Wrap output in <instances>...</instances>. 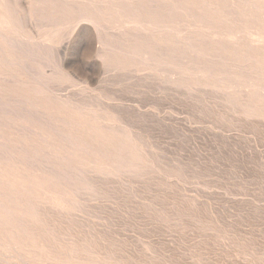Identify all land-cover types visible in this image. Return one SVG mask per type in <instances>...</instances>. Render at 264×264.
Returning <instances> with one entry per match:
<instances>
[{
  "label": "rangeland",
  "instance_id": "obj_1",
  "mask_svg": "<svg viewBox=\"0 0 264 264\" xmlns=\"http://www.w3.org/2000/svg\"><path fill=\"white\" fill-rule=\"evenodd\" d=\"M34 1L5 0L6 8L10 13L16 12L12 17L15 19L14 26L10 27V33L15 32V34H11V37H16L15 39L18 40L20 38L24 41L20 44L21 40L19 42L14 40L21 47L18 49L22 50H18L16 53L18 46L15 47L17 44L13 43L14 41L11 37L12 41L9 39V43L0 39V42H6L5 45L12 54L15 51L13 54L15 55V64L11 68L8 67L7 71L0 75L2 78H0L2 80H0V149L3 148L0 153L2 157L4 156L3 158L0 156V159L4 160H0V175L8 176L7 182H4L2 187L0 185V202L3 203L4 209L7 210V217L5 218L9 222L8 226L0 224V245H2L0 246V264H264V124L262 123L264 118L259 117L258 113L260 112L246 105L240 97H237L239 99L235 98L237 94L241 95L248 92V89L243 86L244 81L248 78L247 75H240L234 70L221 67L214 70L210 69L202 74L201 67L204 65L197 60L190 51L191 46H189L192 41H194V44L207 41L206 37H208L210 32L216 31L221 35H228L230 33L229 26L220 28V25H217L216 22H212L209 18L200 15L196 9L186 5L185 9L178 10V7L183 5L181 3L182 0H169L170 3L166 0H162V2L161 0H154L155 4L153 0H149L150 2L148 0H75L82 2L81 4L87 13H91L89 10L92 11L95 7L102 16L107 14L108 18H104V22L102 17H98L95 24L84 22L79 26V30L73 32V26L70 22L65 17L51 12L50 7L44 2L45 0H37L41 1V5ZM50 1L61 5L58 2L59 0ZM70 2L72 3V1ZM113 3H115V7L119 8L118 12L123 13L122 16L119 13H114L113 8L115 7ZM34 4L37 8L40 6L38 8L39 11L41 10L40 12L33 10L36 9ZM171 4L176 5L177 10L173 12L167 11L166 9ZM223 7L222 5L219 8L222 16L231 17L228 6ZM134 9H136L137 14L140 13L139 16L135 14ZM33 14L36 17H33ZM44 15L45 17L48 15L50 17L44 18ZM39 16L42 19L44 18L43 21L39 19ZM144 17L152 19L150 27L153 32L167 27L169 31L167 37L170 39L168 40L170 41L168 42L169 44L166 42L157 43L156 46L151 43L152 41H149L148 38H150L149 35L152 31L144 29L145 21L142 20ZM20 18L23 19L24 25L21 24ZM46 19L48 20L46 21ZM108 20L110 21L108 22ZM132 20L137 22L133 23ZM45 21L46 23H44ZM236 21L240 24L239 26H237V22L234 24L235 32L238 34L237 41L243 47L249 46L247 32L251 30L250 23L245 22L247 21L245 19ZM52 22L53 24H51ZM35 23L38 26L40 25V27L42 24L43 26L47 25V28L45 27L46 30L42 28L43 26L41 27L42 30L40 27L34 26ZM103 24L104 27H101ZM69 26L72 31L67 30ZM34 27L39 30L40 34ZM64 29L67 36L63 32L65 31ZM117 30L119 31L117 32ZM127 31L128 33H126ZM250 32L253 31L251 30ZM111 33L113 35H110ZM63 34L65 40L63 39ZM57 36L60 39L62 38L63 42H66L63 43L60 39L57 40ZM1 37L3 38L2 35ZM66 37H70L69 40H66ZM26 39L28 40L26 41ZM52 40H56V43ZM58 41L62 42V44ZM111 41L115 44L111 43ZM172 41H174V44ZM10 42L13 43L15 48L8 47L9 44V46L12 45ZM24 42H28V45L25 44L23 48ZM36 42L40 43L37 44ZM43 44H46V46ZM181 44L183 45L181 46ZM62 45L67 47L61 49L59 46ZM95 45L97 46L95 47ZM82 46L84 47L81 48ZM47 47H50L51 50ZM55 47H57L58 51L54 49ZM103 47L106 48L104 49ZM12 49L14 50L13 52ZM41 49H44V51ZM99 49L103 52L99 51V53ZM61 50L64 58L63 54L59 52ZM133 50L135 53L132 52ZM138 50L139 53H136ZM25 51H27V55ZM185 51L187 54H185ZM108 53H111V56ZM23 54H25V57ZM101 54H105V56L102 55L105 62L102 60ZM142 54L144 56L148 54L147 57L151 61L146 60V56L144 57ZM98 55L100 58L97 57ZM178 57L183 59L181 60ZM187 58L190 59L188 60ZM35 59L36 61L34 62ZM138 60L140 61L138 62ZM178 61H180L181 66ZM157 62L159 63L157 64ZM24 63H27V67H25L26 64ZM65 63L67 66H65ZM113 64L115 65L112 67ZM197 64L199 65L197 66ZM28 65H30L29 68ZM126 65L128 67L132 66L129 72L128 70L131 67L128 68ZM187 66H190V68ZM118 67L121 71H117ZM26 68H28L29 73L33 68V71L36 68V71L38 69L44 70H38L39 77H37V72L31 71L30 75L33 76V79L28 75V70H23ZM134 68L135 70L131 72ZM181 70L184 72L182 73ZM44 71L47 72L45 77ZM66 71L70 72L69 75H66ZM51 72L52 78H50V75L48 76V73ZM61 72L62 75H60ZM133 72L134 74H132ZM143 72L147 73V79L149 78L150 81L146 79ZM40 73H43V79L40 77ZM72 73L75 76L74 78ZM142 73L145 77H142ZM153 73H155V78L157 79H153L154 77L150 78ZM183 75H185V78ZM69 78L73 79L70 80ZM9 80L11 82L14 80V82L11 84ZM34 80L40 84L34 82ZM170 83H172L175 91L171 89ZM218 84L222 86L219 87ZM40 85L43 86L41 87ZM47 85L52 87H47ZM201 87L206 95L208 92L210 94L214 93L211 98L219 96L222 101L225 99L224 105L232 111H227V107L223 104L221 105L223 102L221 101L220 103V100L218 101L216 97H214L216 99H213L214 101L210 100V97H203L204 94ZM40 88H42L41 93L43 90L45 94L50 91L49 95L51 94L52 97L46 96L44 92L40 93V97H37L39 96ZM192 88L199 90L193 91ZM2 89L3 91H1ZM28 89L30 90L28 91ZM200 89H202L201 94ZM21 90L22 92H20ZM35 90L38 91L36 95H34ZM5 91H8V93H5ZM28 92L32 93V95ZM55 92L58 94H55ZM191 92L197 95L193 96L194 94L192 93V95ZM13 93L15 95H12ZM209 93L207 96H210ZM223 95L225 98L222 97ZM4 96L9 97V100ZM65 96L67 100L63 98ZM12 97L15 99H12ZM19 99L22 102H19ZM25 99L30 100L29 102L32 105ZM17 100L18 103H16ZM38 100L39 102H36ZM59 100L62 101L60 102ZM79 102L90 108H84ZM19 103L22 105L19 106ZM39 103L42 106L40 104L39 107L37 105ZM5 104L8 105V107L6 105L7 111L2 106ZM59 105L61 107L64 106V108ZM76 106L77 109L75 108ZM239 106H242V108L244 106L243 111L246 112L247 116L242 112V109L239 110ZM230 107L232 108L230 109ZM43 108L46 109L44 110ZM236 108L238 111H236ZM14 109L17 112L14 113L15 117H12ZM20 110L23 111L21 112ZM27 110H29L28 113L26 112ZM86 110H93L95 115L89 111L87 115ZM37 111L38 113H36ZM72 112L78 114V116H73ZM5 113L7 116H5ZM18 113H21L20 117L23 114L24 118L26 117L27 119H24L23 116L19 118ZM36 115H38L40 120L43 117L42 121L45 126H43L42 121L38 122ZM256 115L259 118H256ZM114 117L116 118L115 121H113ZM45 118L47 121L44 120ZM58 118L64 121L65 127ZM238 118L239 120H237ZM102 119L105 121H102ZM252 120L262 123L263 127H260L262 124L257 122L258 126ZM48 121L52 126H57V128L49 126L51 124ZM73 122H76L77 125ZM123 122L124 124H122ZM17 124L20 125L18 126ZM66 124H68V127H66ZM70 124L72 128L69 127ZM73 126L75 127L73 128ZM104 126L112 130L105 129ZM21 127L26 128V130L23 131V128L20 129ZM46 127L49 128L47 129ZM91 128H97V132ZM129 128L132 129L129 130ZM52 130H57L58 132L54 133ZM118 130L122 133L118 132ZM12 132L14 133L12 134ZM6 133L7 135H5ZM60 134L61 136L63 135L62 137L66 136L72 141L70 142L67 138L60 137ZM96 134H98L97 137ZM4 137L5 139H3ZM106 137L107 139H104ZM127 137L132 143L127 140ZM40 139L43 140L41 141ZM76 139L80 146L78 144L75 145ZM11 140L14 142L12 143ZM85 143L89 144V149ZM7 146L9 147L8 150L6 149ZM83 146L88 150V152L86 151L87 153H84ZM100 146L103 148H100ZM23 150H25L24 153ZM13 152L14 154L12 155ZM89 152L90 155L88 154ZM10 155L12 158L15 156V159L12 160L9 157ZM17 159L21 160V163ZM5 160H7L8 164ZM39 160L40 162H38ZM126 162L128 165L125 164ZM51 163L54 164L52 165ZM44 165L45 168L52 167L53 170L45 169ZM117 166L125 169L117 168ZM36 168H39V170ZM77 169L81 170L80 172L82 173ZM54 171L57 172L54 173ZM58 172L61 174L59 173L56 176ZM107 173L108 176L106 175ZM76 175H79V177H76ZM9 177L13 178V180H10ZM73 177H76L79 182L76 178L73 180ZM41 178L49 180L51 183L49 185L53 186V188H50L52 191L47 193L49 196L53 193L56 194L55 196L53 194V200H46L47 194L37 193L36 195L32 194V196L28 194V181L30 179L41 180ZM69 180L72 181V186ZM7 190H9L11 195H16L15 198H12ZM17 190L24 191L18 194L14 192ZM8 195L11 200L8 199ZM15 201L17 204H15ZM28 225L30 228L27 227ZM33 226L34 228H32ZM41 229L44 232L40 231ZM41 240L44 241L42 242ZM68 257L71 259H68Z\"/></svg>",
  "mask_w": 264,
  "mask_h": 264
},
{
  "label": "bare ground",
  "instance_id": "obj_2",
  "mask_svg": "<svg viewBox=\"0 0 264 264\" xmlns=\"http://www.w3.org/2000/svg\"><path fill=\"white\" fill-rule=\"evenodd\" d=\"M34 1V0H33ZM37 0H35L34 2H36ZM43 1V0H42ZM70 1H72V3L70 2ZM107 1V0H106ZM135 1V0H134ZM140 1H142V0H140ZM149 1V0H148ZM167 2H169V0H166ZM40 5H41V1L39 2V1H37ZM45 2V4L48 6V7H50V9H51V12H54V13H56L57 15H60L61 17H65L69 22H70V24L73 26V32H75L76 30H79L80 28H79V26L80 25H82V23H84V22H90V23H93V24H95V23H97V18L98 17H102L103 19V21H104V18L106 19V18H108V15L106 14V15H104V16H102V14L101 13H99V11H97L96 10V8L94 7V9H92V11H90L89 10V12H91V13H87L86 11H85V9L83 8V5L78 1H75V0H59L58 2L59 3H61V5L60 4H57V3H51V1L50 0H45L44 1ZM44 2H42V3H44ZM85 2V1H84ZM111 2V1H110ZM150 2V1H149ZM152 2V1H151ZM153 2H154V0H153ZM152 2V3H153ZM161 2H162V0H161ZM164 2V1H163ZM170 3V2H169ZM179 3V2H178ZM181 3H183V5L182 6H179L178 7V10H181V9H183L184 7H185V5L187 6V7H191V8H194V9H196L198 12H199V14L200 15H202V16H205V17H207V18H209L212 22H216V24L217 25H220V28H225V26H229V34L228 35H225V34H223V35H221V34H219V33H217L216 31L215 32H210V33H208V37H206L208 40L207 41H203V42H200V43H197V44H194V41H192V44H189V46H191V48H190V51L194 54V56L197 58V60H199L204 66L203 67H201V71H202V74H204V72H208L210 69H217V68H223V69H231V70H234L235 72H237L238 74H240V75H247V79L244 81V83H243V86L246 88V89H248V92L247 93H245V94H237L236 96H235V98H237V97H240L242 100H243V102H245L246 103V105H248V106H251L252 107V109H254V110H256V111H258V112H260V113H258V115H259V117H263L264 118V0H182L181 1ZM227 3V4H226ZM114 4L115 3H113V6H114ZM154 4H155V2H154ZM153 4V5H154ZM32 5V4H31ZM43 5V4H42ZM46 5H43V6H46ZM91 5V4H90ZM117 5V4H116ZM118 5H119V3H118ZM179 5H181V4H179ZM222 5L224 6V7H226V6H228V8L230 9H228L229 11H230V13H229V11H228V13L229 14H231L232 16L231 17H228V18H226V17H224V16H222V14L219 12V8L220 7H222ZM34 6H36L35 4H34ZM33 6V7H34ZM43 6H41V8H43ZM40 7V6H39ZM38 7V8H39ZM108 7V6H107ZM115 7V6H114ZM123 7V6H122ZM177 6L176 5H174V4H171L170 5V7L169 8H167L166 10L167 11H169V12H173L174 10H177V8H176ZM223 7V8H224ZM38 8H37V6H36V9H33L34 11H36V10H38ZM47 8V7H46ZM103 8H104V6H103ZM109 8V7H108ZM107 8V9H108ZM124 8V7H123ZM143 9H144V7H142ZM154 8H156L155 6H154ZM114 9V13H119L118 11H119V8L118 7H115V8H113ZM185 9V8H184ZM226 9V8H225ZM33 10H31V11H33ZM135 10V12H136V9H134ZM189 10V9H188ZM187 10V11H188ZM41 11V10H40ZM39 10H38V12H40ZM48 11V10H47ZM88 11V10H87ZM101 11H102V9H101ZM124 11V10H123ZM43 12H44V10H43ZM43 12H41L42 14H43ZM224 12V11H223ZM16 12H11L10 13V11L6 8V5H5V0H0V36L2 35L3 36V38L1 37L0 39L1 40H3V41H8V43H9V41L11 40L10 39V37L12 36L11 34H15V32L14 33H10V27H12V25H13V23H14V20L15 19H13L12 17L14 16V14H15ZM35 13V12H34ZM37 13V12H36ZM45 13H46V10H45ZM50 13V12H49ZM127 13V12H126ZM132 13V12H131ZM154 13H155V11H154ZM188 13V12H187ZM228 13H227V15H228ZM38 14V13H37ZM41 14V16L43 17V15ZM47 14V13H46ZM45 14V15H46ZM121 14V16H122V12L121 13H119V15ZM128 14V13H127ZM135 14H137V12L135 13ZM30 15H32V14H30ZM34 16L33 17H36L35 16V14H33ZM40 15V14H39ZM45 15H44V18H47L48 16H46L45 17ZM55 15V14H54ZM138 16L140 15V13L139 14H137ZM189 15V14H188ZM192 15V14H191ZM196 15V14H195ZM194 15V16H195ZM38 16V15H37ZM131 16V15H130ZM134 16V15H133ZM197 16V15H196ZM50 17V16H49ZM141 17V16H140ZM171 17V16H170ZM21 18H22V14H21ZM20 18V20L22 21L23 19H21ZM38 18V17H37ZM43 18V19H44ZM58 18H59V16H58ZM113 18V17H112ZM204 18V17H203ZM39 19H42L40 16H39ZM39 19H37V20H39ZM43 19H42V21H43ZM51 19H53L52 17H51ZM129 19V18H128ZM187 19V18H186ZM238 19H240V20H242V19H245V20H247V21H245V22H249L250 23V25H251V30L253 31V32H250L251 30H249V32H247V36H248V45L249 46H246V47H243L240 43H239V41H237L238 40V37H237V32H235V26H234V24H236V20H238ZM19 20V19H18ZM35 20V19H34ZM48 19H46V21H47ZM57 20V19H56ZM121 20V19H120ZM142 20H144L145 21V23H144V25H143V27H144V29L145 30H150V31H152V33L150 32V38H148L149 39V41L151 42V43H154L155 45L157 44V43H164V42H166V43H168V42H170V41H168V40H170L168 37H167V35H169L168 34V30H167V27H163L162 29H160V30H156V31H154L153 32V30L151 29V27H150V25L152 24V19H150V18H148V17H144V19H142ZM21 21H19V22H21ZM41 21V22H42ZM46 21L44 22V23H46ZM49 21H50V19H49ZM60 21V20H59ZM110 20H108V22H109ZM114 21V20H113ZM112 21V22H113ZM172 21V20H171ZM202 21H204L203 19H202ZM201 21V22H202ZM207 21V20H206ZM34 22V21H33ZM39 22V21H38ZM55 22V21H54ZM105 22V21H104ZM116 22V21H115ZM115 22H114V24H115ZM132 22L133 23H136L137 21L136 20H132ZM198 22V21H197ZM205 22V21H204ZM203 22V23H204ZM18 23V22H17ZM29 23V22H28ZM31 23H32V21H31ZM50 23V22H49ZM48 23V24H49ZM57 23V22H56ZM64 23V22H63ZM121 23V22H120ZM180 23V22H179ZM185 23V22H184ZM22 25H24L23 24V21H22V23H21ZM39 24V23H38ZM51 24H53V22L51 23ZM106 24V23H105ZM109 24H111V23H109ZM121 24H123V23H121ZM186 24V23H185ZM191 24V23H190ZM22 25H21V27H22ZM36 25V23L34 24V26ZM60 25V24H59ZM161 25V24H160ZM186 25H188V24H186ZM204 25V24H203ZM240 24H239V22H237V26H239ZM245 25V24H244ZM14 26V25H13ZM42 26H43V24H42ZM41 26V27H42ZM47 26V25H46ZM46 26H43L42 28H45ZM52 26V25H51ZM108 26V25H107ZM242 26V25H241ZM20 27V26H19ZM36 27H40V25L38 26V25H36ZM40 27V28H41ZM101 27H104V24H103V26H101ZM115 27V26H114ZM178 27H179V25H178ZM184 27V26H183ZM35 28V27H34ZM39 28V29H40ZM42 28H41V30H42ZM47 28V27H46ZM46 28H45V30H46ZM62 28V27H61ZM83 28V27H82ZM108 29H109V27H107ZM184 28H186V27H184ZM198 28V27H197ZM19 29V28H18ZM24 29V28H23ZM32 29V28H31ZM35 29H37V28H35ZM49 29V28H48ZM54 29V28H53ZM60 29V28H59ZM66 29V28H65ZM64 29V30H65ZM72 29L70 28V26H69V28L67 29L68 31L69 30H71L72 31ZM104 29V28H103ZM106 29V28H105ZM107 29V31H109ZM181 29H182V27H181ZM188 29V28H187ZM193 29V28H192ZM228 29V28H227ZM15 30H16V28H15ZM22 30V29H21ZM38 30V29H37ZM37 30H35V31H37ZM45 30H44V32H45ZM54 30H56V29H54ZM84 30V29H83ZM82 30V31H83ZM172 30H176V29H172ZM180 30V29H179ZM184 30V29H183ZM201 30V29H200ZM19 31V30H18ZM27 31V30H26ZM51 31H53V30H51ZM91 31V30H90ZM99 31V30H98ZM115 31V30H114ZM119 30H117V32H118ZM123 31V30H122ZM173 31V32H174ZM213 31V30H212ZM231 31H233V32H231ZM43 31H41V33H42ZM44 32H43V34H44ZM59 32H60V30H59ZM64 33L66 32V30L65 31H63ZM121 32V31H120ZM244 32H246V30H244ZM19 33V32H18ZM48 33V32H47ZM70 33H72V32H70ZM87 33V32H86ZM109 33H110V31H109ZM125 33V32H124ZM124 33H123V35H124ZM126 33H128V31L126 32ZM177 33V32H176ZM21 34V33H20ZM38 34H40L39 33V30H38ZM37 34V35H38ZM43 34H41L42 36H43ZM149 34V33H148ZM48 35V34H47ZM53 35V34H52ZM57 35V34H56ZM61 35H62V32H61ZM82 35V34H81ZM84 35V34H83ZM110 35H113V33H111ZM118 35H119V33H118ZM173 35V34H172ZM175 35V34H174ZM15 36V35H14ZM24 36V35H23ZM65 36H67L66 35V33H65ZM77 36V35H76ZM101 36V35H100ZM114 36H115V34H114ZM133 37H134V35H132ZM220 36H222V37H220ZM246 36V37H247ZM9 37V38H8ZM59 37H61V36H59ZM82 37V36H81ZM102 37V36H101ZM122 37V36H121ZM124 37V36H123ZM128 37V36H127ZM138 37V36H137ZM183 38H184V36H182ZM201 37V36H200ZM12 38V37H11ZM16 38V37H15ZM15 38H12L13 39V41L14 40H18V39H15ZM26 38V37H25ZM28 38H29V36H28ZM36 38H37V36H36ZM40 38V37H39ZM49 38V37H48ZM57 38H58V36H57ZM70 38V37H69ZM69 38H67L66 37V40H69ZM79 38V37H78ZM109 38V37H108ZM111 38V37H110ZM131 38V37H130ZM139 38V37H138ZM220 38H222L221 40H219ZM236 38V39H235ZM10 39V40H9ZM38 39V38H37ZM56 39V38H55ZM60 38H58L57 40H59ZM62 39V38H61ZM60 39V40H61ZM63 39L65 40V37H64V34H63ZM102 39H104V38H102ZM119 39H120V35H119ZM129 39V38H128ZM131 39H133V38H131ZM146 39V38H145ZM187 39V38H186ZM19 40H21L22 42H19ZM19 40H18V42L21 44V43H23V39H20L19 38ZM28 39H26V41H27ZM32 40V39H31ZM31 40H30V42H31ZM48 40V39H47ZM51 40V39H50ZM112 40H114L113 38H112ZM122 40H124V39H122ZM121 40V41H122ZM202 40H204V39H202ZM243 40V39H242ZM12 41V40H11ZM52 41H54V40H52ZM62 42H63V40H61ZM83 41V40H82ZM110 41V40H109ZM120 41V40H119ZM118 41V42H119ZM125 41V40H124ZM137 41V40H136ZM140 41V40H139ZM184 41V40H183ZM189 41V40H188ZM241 41V40H240ZM34 42V41H33ZM55 43H56V40L54 41ZM59 43H61L62 44V42H60V41H58ZM58 42H57V44H58ZM66 42V41H65ZM65 42H63V43H65ZM75 42V41H74ZM77 42V41H76ZM102 42V41H101ZM114 42L116 43V41L114 40ZM114 42H112L111 41V43H114ZM126 42V41H125ZM174 41H172V43H173ZM8 43H7V45H8ZM10 43H12V42H10ZM13 43H15V44H17V45H15V47H17V49H16V53H17V51L19 50L18 48H21L19 45H18V43H16V41H14ZM13 43H12V45H13ZM28 43V42H27ZM27 43H25L24 42V45H22V47L23 46H25V44H27ZM37 43V42H36ZM36 43H35V46H36ZM38 43H40V42H38ZM37 43V44H38ZM51 43V42H50ZM104 43H106V42H104ZM108 43V42H107ZM114 43V44H115ZM183 43V42H182ZM247 43V42H246ZM6 44V42L5 43H2V42H0V75H2L3 73H5L6 71H7V69H8V67H12L14 64H15V61H14V58H15V55H13L14 54V50L12 49V52H13V54L10 52V50L9 49H7V46L5 45ZM57 44H55V45H57ZM75 44V43H74ZM121 45H124V44H122V43H120ZM138 44V43H137ZM146 44H148V43H146ZM169 44V43H168ZM174 44V43H173ZM177 44V43H176ZM10 45V44H9ZM8 45V47H12V48H15L14 47V45L12 46H9ZM28 45V44H27ZM44 46H46V44H43ZM54 45V46H55ZM60 45V44H59ZM65 45H67V44H65ZM81 45V44H80ZM98 45H99V43H98ZM102 45V44H101ZM118 45V44H117ZM120 45V46H121ZM133 45V44H132ZM153 45V44H152ZM152 45H151V47H152ZM183 44H181V46H182ZM48 46H49V44H48ZM54 46H52V47H54ZM63 46V45H62ZM59 46V47H61V49L62 48H66L67 46ZM69 46V45H68ZM97 45H95V47H96ZM100 46V45H99ZM103 46V45H102ZM107 46V45H106ZM116 46V45H115ZM157 46V45H156ZM165 46V45H164ZM28 47V46H27ZM37 47H38V45H37ZM41 47V46H40ZM58 47V48H59ZM84 46H82L81 48H83ZM112 47V46H111ZM117 47V46H116ZM115 47V48H116ZM119 47V46H118ZM124 47V46H123ZM177 47H178V45H177ZM24 48V47H23ZM30 48H32V47H30ZM30 48H29V50H30ZM33 48H36V47H33ZM48 48V47H47ZM50 48V47H49ZM48 48V49H49ZM57 47H55L54 49H56ZM104 49L106 48V47H103ZM102 48V49H103ZM114 48V49H115ZM164 48H166V47H164ZM26 49V48H25ZM37 49V48H36ZM35 49V50H36ZM40 49V48H39ZM60 49V48H59ZM101 49V48H100ZM98 50V52L100 51L101 52V50ZM110 49V48H109ZM108 49V50H109ZM117 49V48H116ZM158 49V48H157ZM174 49V48H173ZM182 49V48H181ZM21 50V49H20ZM19 50V51H20ZM42 51H44V49H41ZM47 50V49H46ZM49 50H51V48L49 49ZM53 50V49H52ZM57 50V49H56ZM118 50H119V48H118ZM121 50V49H120ZM175 50V49H174ZM22 51V50H21ZM41 51V52H42ZM58 51V50H57ZM65 51V50H64ZM105 51V50H104ZM111 51V50H110ZM112 51H114L113 49H112ZM117 51V50H116ZM178 52H179V50H177ZM187 51V50H186ZM185 51V52H186ZM27 51H25V54L27 55V53H26ZM30 52V51H29ZM37 52V51H36ZM35 52V53H36ZM39 52V51H38ZM60 53H62V50L61 51H59ZM99 52V53H100ZM103 52V51H102ZM101 52V53H102ZM120 52H122V51H120ZM133 53H135V51L133 50L132 51ZM147 52V51H146ZM181 52V51H180ZM45 53V52H44ZM44 53H42V54H44ZM136 53H139V50L136 52ZM174 53V52H173ZM176 53V52H175ZM183 53H184V51H183ZM190 53V52H189ZM25 54H23V56L25 57ZM33 54V53H32ZM32 54H30V55H32ZM39 54V53H38ZM38 54H36V55H38ZM47 54V53H46ZM51 54V53H50ZM58 54V53H57ZM63 54V53H62ZM108 54H110L109 56H111V53H108ZM151 54V53H150ZM185 54H187V52L185 53ZM34 55V54H33ZM96 55V54H95ZM100 55V54H99ZM99 55L97 56V57H99ZM102 55H104L105 56V54H101V58H102ZM137 55V54H136ZM140 55V54H139ZM143 55V54H142ZM167 55V54H166ZM165 55V56H166ZM35 56V55H34ZM44 56V55H43ZM42 56V57H43ZM58 56V55H57ZM63 56V58H64V54L62 55ZM126 56H127V54H126ZM144 56V55H143ZM146 56V55H145ZM144 56V57H145ZM147 56H148V54H147ZM146 56V60L148 59V57ZM150 56V55H149ZM174 56V55H173ZM18 57V56H17ZM29 57V56H28ZM27 57V58H28ZM39 57V56H38ZM151 57V56H150ZM158 57V56H157ZM169 57V56H168ZM183 57V56H182ZM185 57V56H184ZM30 58H31V56H30ZM29 58V59H30ZM35 58H36V56H35ZM100 58V57H99ZM110 58V57H109ZM130 58V57H129ZM172 58V57H171ZM174 58H175V56H174ZM179 58V57H178ZM177 58V59H178ZM181 58V57H180ZM179 58V59H180ZM192 58H194V57H192ZM32 59V58H31ZM39 59V58H38ZM138 59V58H137ZM152 59H154V58H152ZM183 58H181V60H182ZM188 59V58H187ZM190 59V58H189ZM188 59V60H189ZM42 60V59H41ZM102 60H104V58H102ZM148 60H150L151 61V59H148ZM173 60V59H172ZM175 60V59H174ZM180 60V61H181ZM20 61V60H19ZM22 61V60H21ZM25 61V60H24ZM27 61V60H26ZM29 61V60H28ZM32 61V60H31ZM36 61V59L34 60V62ZM39 61V60H38ZM140 60H138V62H139ZM156 61V60H155ZM180 61H178V63L180 62ZM23 62V61H22ZM33 62V61H32ZM63 62V61H62ZM71 62V61H70ZM104 62H105V60H104ZM110 62V61H109ZM117 62H118V60H117ZM163 62V61H162ZM172 62V61H171ZM186 62V61H185ZM193 62H194V60H193ZM29 63H31V62H29ZM120 63V62H119ZM148 63V62H147ZM159 62H157V64H158ZM177 63V64H178ZM184 63V62H183ZM195 63V62H194ZM24 64H26L25 65V67H27V63H24ZM62 64V63H61ZM60 64V66H62ZM66 64V63H65ZM188 64V63H187ZM213 64H214V66H213ZM37 65V64H36ZM107 65H109V64H107ZM115 64H113L112 65V67L114 66ZM143 65V64H142ZM179 65L181 66V63H179ZM183 65H185V64H183ZM199 64H197V66H198ZM29 66L30 65H28V68H29ZM38 66V65H37ZM65 66H67V64L65 65ZM111 66V65H110ZM122 66H123V64H122ZM125 66V65H124ZM127 66V65H126ZM140 66V65H139ZM148 66V65H147ZM150 66V65H149ZM158 66V65H157ZM20 67H22V66H20ZM32 67V66H31ZM43 67V66H42ZM121 67V66H120ZM128 67V66H127ZM129 67H131V68H129ZM128 68H129V70H128V72L130 71V69H132V66L130 65ZM151 67H152V65H151ZM164 67V66H163ZM171 67V66H170ZM188 67V66H187ZM193 67V66H192ZM28 68H26V69H23V70H25V71H27L28 70ZM39 68V67H38ZM59 68H61V67H59ZM119 68V67H118ZM188 68H190V66L188 67ZM37 69V68H36ZM36 69H35V71H33L34 70V68L33 69H31L30 70V73H31V71H33V72H37V77H39V71L41 70H37L36 71ZM114 69H116V67H114ZM124 69V68H123ZM175 69V68H174ZM177 69H179V68H177ZM193 69V68H192ZM197 69H198V67H197ZM44 70V69H43ZM43 70H41V71H43ZM87 70V69H86ZM121 71V69L119 68L117 71ZM135 70V68L133 69V70H131V72L132 71H134ZM137 70V69H136ZM143 70V69H142ZM162 70V69H161ZM46 71V70H45ZM44 71V72H45ZM65 71V70H64ZM125 71H126V69H125ZM124 71V72H125ZM174 71V70H173ZM176 71V70H175ZM179 71V70H178ZM182 71V73L184 72L183 70H181ZM193 71V70H192ZM200 71V72H201ZM9 72V71H8ZM28 72V75L31 77V78H33V76H31L30 75V73H29V70L27 71ZM43 72V73H44ZM57 72V71H56ZM67 73H66V75H69V73H68V71H66ZM130 72V73H131ZM136 73H137V71H135ZM156 72V71H155ZM170 72H172V71H170ZM211 72V71H210ZM214 72V71H213ZM43 73H40V77H42V75H43ZM46 73L47 72H45V75H44V77L46 76ZM139 73V72H138ZM144 73V72H143ZM143 73H142V77H145L146 76V79H147V73L145 72L144 73V75L145 76H143ZM174 73V72H173ZM178 73V72H177ZM177 73H176V75H177ZM179 73H181V72H179ZM186 73V72H185ZM189 73H190V71H189ZM226 73V72H225ZM132 74H134V72L132 73ZM7 75H8V73H7ZM18 75H19V73H18ZM32 75H33V73H32ZM51 76L50 78H52L53 76H52V72L51 73H48V76ZM60 75H62V72L60 73ZM64 75H65V73H64ZM72 75H73V73H72ZM148 75H149V73H148ZM154 75V76H153ZM153 75H150L149 77L150 78H153V79H157V78H155V73H153ZM159 75H160V73H159ZM209 75H210V73H209ZM222 75H224V73H222ZM226 75H227V73H226ZM136 76V75H135ZM175 76V75H174ZM185 75H183V77H184ZM191 76V75H190ZM34 77H36V76H34ZM63 77V76H62ZM71 77V76H70ZM75 76L73 75V78H74ZM137 77H139V76H137ZM158 77V76H157ZM170 77V76H169ZM177 77V76H176ZM181 77V76H180ZM207 77V76H206ZM221 77V76H220ZM1 78V77H0ZM66 78H68V76H66ZM73 78H69L70 80H72ZM185 78V77H184ZM199 78V77H198ZM227 78V77H226ZM2 79V78H1ZM0 79V80H1ZM5 79V78H4ZM12 79V78H11ZM34 79V78H33ZM39 79V78H38ZM42 79H43V77H42ZM46 79H48V78H46ZM54 79V78H53ZM78 79V78H77ZM142 79V78H141ZM145 79V80H146ZM149 79V78H148ZM147 79V80H148ZM159 79V78H158ZM175 79V78H174ZM182 79V78H181ZM244 79V78H243ZM35 80H36V78H35ZM34 80V82H36V83H38V81H35ZM45 80V79H44ZM48 80H51V79H48ZM47 80V81H48ZM60 80V79H59ZM144 80V79H143ZM146 80V81H147ZM171 80H173V79H171ZM171 80H170V82H171ZM178 80V79H177ZM208 81H209V79H207ZM2 81V80H1ZM6 81L8 82V80L6 79ZM5 81V82H6ZM16 81V80H15ZM39 81L41 82V83H43V81L42 80H40L39 79ZM46 81V80H45ZM53 81V80H52ZM51 81V82H52ZM62 81H63V79H62ZM67 81V80H66ZM77 81H79V80H77ZM149 81H150V79H149ZM179 81V80H178ZM183 81H185L184 79H183ZM221 81V80H220ZM227 81V80H226ZM3 82H4V80H3ZM6 82V83H7ZM9 82L12 84L13 82H14V80H13V82H11L10 80H9ZM19 82V81H18ZM73 82V81H72ZM71 82V84H73ZM83 82V81H82ZM165 82L167 83V81H166V79H165ZM181 82V81H180ZM200 82V81H199ZM203 82H204V80H203ZM222 82V81H221ZM221 82H219V83H221ZM223 82H224V79H223ZM29 83H31V82H29ZM28 83V84H29ZM48 83V82H47ZM46 83V84H47ZM74 83H76V82H74ZM81 83V82H80ZM79 83V84H80ZM86 83V82H85ZM175 83H176V81H175ZM182 83V82H181ZM25 84V83H24ZM34 84V83H33ZM38 84H40V83H38ZM44 84V83H43ZM45 84V85H46ZM48 84H50V83H48ZM171 85H170V87H172L173 85H172V83H170ZM184 84H185V82H184ZM215 84V83H214ZM226 84V83H225ZM241 84V83H240ZM14 85H17V84H14ZM51 85H52V83H51ZM167 85V84H166ZM168 85H169V82H168ZM182 85V84H181ZM219 85V84H218ZM19 86H20V83H19ZM23 86V85H22ZM27 87H28V85H26ZM37 86V85H36ZM41 86V85H40ZM43 86V85H42ZM41 86V87H42ZM74 86V85H73ZM222 86V85H221ZM220 85H219V87H221ZM2 87V86H1ZM25 87V86H24ZM47 87H52V86H48L47 85ZM76 87V86H75ZM169 87V86H168ZM206 87V86H205ZM9 88V87H8ZM30 88V87H29ZM43 88H45V87H43ZM200 88V87H199ZM202 88V87H201ZM15 89V88H14ZM20 89V88H19ZM31 89H32V87H31ZM41 89L42 88H40V92H39V96H37V97H40V95L44 92V90H43V92L41 93ZM53 89V88H52ZM51 89V90H52ZM171 89H173L174 90V87H172ZM176 89H177V87H176ZM203 89V88H202ZM202 89H200V94H201V90ZM239 89V88H238ZM8 90V89H7ZM30 89H28V91H29ZM178 90V89H177ZM184 90V89H183ZM186 90V89H185ZM192 90L194 91H197V90H199V89H193L192 88ZM205 90H207V89H205ZM1 91H3V89L1 90ZM26 91V90H25ZM36 91V90H35ZM34 91V92H35ZM52 91H54V90H52ZM51 91V92H52ZM175 91V90H174ZM179 91V90H178ZM181 91V90H180ZM190 91H191V89H190ZM209 91V90H208ZM216 91V90H215ZM214 91V92H215ZM220 91V90H219ZM14 92V91H13ZM20 92H22V90L20 91ZM31 92H33V91H31ZM202 92H203V94H204V89L202 90ZM217 92V91H216ZM215 92V93H216ZM239 92V91H238ZM243 92V91H242ZM4 93V92H3ZM5 93H8V91L6 92L5 91ZM10 93H12V92H10ZM28 93H30V92H28ZM36 93H38V91H36L35 92V94L34 95H36ZM41 93V94H40ZM49 93H50V91H49ZM49 93H47V94H45V92H44V94L47 96V95H49ZM54 93V92H53ZM193 92H191V94H192ZM206 93V92H205ZM209 93V92H208ZM208 93H207V95H208ZM213 93V92H212ZM244 93V92H243ZM24 94V93H23ZM31 95H32V93H30ZM55 94H58V93H56L55 92ZM188 94V93H187ZM194 94V93H193ZM192 94V95H193ZM198 94H199V91H198ZM202 94V95H203ZM210 94V93H209ZM214 94V93H213ZM213 94H210V96H207L206 94H204V96L203 97H210V100L212 99H214V97H216V96H214L213 98H211V95L213 96ZM218 94V93H217ZM223 94V93H222ZM5 95V94H4ZM12 95H15V93H13ZM197 95V94H196ZM195 94L193 95V96H196ZM219 95H220V93H219ZM7 96V95H6ZM17 96V95H16ZM44 96V95H43ZM50 97H52V95L50 94L49 95ZM48 96V97H49ZM61 97H62V95H60ZM201 96V95H200ZM225 96H226V94H225ZM225 96L223 95L222 97H224L225 98ZM228 96V95H227ZM5 97V96H4ZM21 97V96H20ZM199 97V96H198ZM221 97V96H220ZM221 97V98H222ZM6 99H8L7 97H5ZM25 98V97H24ZM23 98V99H24ZM28 98H29V96H28ZM65 100H67L66 99V96L65 97H63ZM202 98V97H201ZM216 98H218V101L220 100V103H221V101H222V99H219V96H217ZM228 98V97H227ZM5 99V100H6ZM12 99H15L14 97H12ZM11 99V100H12ZM18 99V98H17ZM41 99H43V98H41ZM48 99V98H47ZM46 99V100H47ZM51 99H53V98H51ZM57 99V98H56ZM63 99V100H64ZM229 99V98H228ZM227 99V100H228ZM237 99H239V98H237ZM9 100V99H8ZM8 100H6L7 102H8ZM26 100V99H25ZM45 100V99H44ZM70 101H72L71 99H69ZM214 100H216V99H214ZM213 100V101H214ZM225 100V99H224ZM222 101L223 103H221V105L223 104L224 105V102L225 101ZM14 101V100H13ZM12 101V102H13ZM28 103H30L28 100H26ZM25 101V102H26ZM50 101V100H49ZM49 101H47V102H49ZM54 101H56L55 99H54ZM58 101V100H57ZM60 101V100H59ZM62 101V100H61ZM60 101V102H61ZM74 101V100H73ZM230 101V100H229ZM19 102H22V101H20V99H19ZM33 102V101H32ZM36 102H39V100L38 101H36ZM45 102V101H44ZM51 102V101H50ZM217 102V101H216ZM242 102V103H243ZM16 103H18V100H17V102ZM24 103V102H23ZM56 103V102H55ZM58 103V102H57ZM67 103H72V102H67ZM80 103V102H79ZM228 103V102H227ZM8 104V103H7ZM7 104H5V105H2L3 107H5V109L8 107V105ZM26 104V103H25ZM34 104V103H33ZM41 103H39V104H37L38 106L40 105ZM47 104V103H46ZM74 104H75V102H74ZM74 104H73V106H74ZM77 104H78V101H77ZM81 105H82V103H80ZM229 104V103H228ZM234 104H235V102H234ZM1 105V104H0ZM6 105H7V107H6ZM16 105V104H15ZM19 106L20 105H22V104H18ZM28 106H29V104H27ZM30 105H32L31 103H30ZM45 105V104H44ZM70 106H71V104H69ZM12 106H13V104H12ZM35 106V105H34ZM40 106H42V104L40 105ZM39 106V107H40ZM50 106V105H49ZM60 106V105H59ZM58 106V107H59ZM80 106V105H79ZM84 108H90V107H88L87 105H82ZM224 106H226V105H224ZM11 107V106H10ZM24 107V106H23ZM26 107V106H25ZM30 107V106H29ZM61 107V106H60ZM227 107V106H226ZM226 107H224V108H226ZM232 107H233V104H232ZM232 107H230V109L232 108ZM241 107V108H240ZM2 108V107H1ZM12 108V107H11ZM27 108V107H26ZM42 108V107H41ZM61 108H64V106H62ZM76 109H77V106L75 107ZM80 107H78V109H79ZM239 108V110H241L242 109V112H244L243 111V108H244V106H243V108H242V106H239L238 107ZM17 109H18V111H19V108L17 107ZM33 110H34V108H32ZM44 110L46 109V108H43ZM75 109V110H76ZM227 109V111L229 110L228 109V107L226 108ZM235 109V108H234ZM233 109V110H234ZM248 109H249V107H248ZM251 109V108H250ZM1 110V109H0ZM8 109H6V111H7ZM12 110V109H11ZM15 110V109H14ZM14 110L12 111V117H15V115H14V113H16L17 111L15 110V112H14ZM24 110V109H23ZM22 110V111H23ZM37 110H39V109H37ZM61 110V109H60ZM79 110H81V109H79ZM85 110V109H84ZM21 111V110H20ZM21 111V112H22ZM28 111L29 110H27L26 112L28 113ZM36 111V110H35ZM48 111V110H47ZM89 110H86V113L88 112ZM230 111V110H229ZM232 111V110H231ZM230 111V112H231ZM236 111H238L237 110V108H236ZM2 112V111H1ZM5 112V111H4ZM9 112V111H8ZM30 112H32V111H30ZM29 112V113H30ZM89 112H92L93 113V110L92 111H89ZM239 112H241V111H239ZM251 112V111H250ZM10 113H11V111H10ZM27 113H26V115H27ZM34 113V112H33ZM36 113H38V111L36 112ZM108 113V112H107ZM233 113V112H232ZM246 112H244V114H245ZM254 115H255V113L254 112H252ZM251 113V114H252ZM4 114V113H3ZM2 114V115H3ZM9 114V113H8ZM19 114V118H21L22 116H23V114H22V116L20 117V114L21 113H18ZM39 114H40V112H39ZM44 115H45V113H43ZM73 116H78V114H75L74 112H72L71 113ZM85 114V113H84ZM94 115H95V112L93 113ZM97 114V113H96ZM109 114V113H108ZM17 115V114H16ZM41 115V114H40ZM49 115H50V113H49ZM87 115H88V113H87ZM237 116H238V114H236ZM246 115V114H245ZM248 115H250V114H248ZM253 115V116H254ZM5 116H7V114L5 113ZM9 116V115H8ZM31 116V115H30ZM37 117H38V115H36ZM35 116V117H36ZM70 116V115H69ZM97 116H99V115H97ZM109 116H110V114H109ZM233 116H234V114H233ZM240 116V115H239ZM247 116V115H246ZM10 117V116H9ZM28 117V116H27ZM36 117V119L38 120V122H41L42 120H43V117H42V120H40L39 119V117L37 118ZM48 117H50V116H48ZM100 117V116H99ZM252 117V116H251ZM258 116L256 115V118H257ZM258 117V118H259ZM18 118V117H17ZM23 118H24V116H23ZM26 118V117H25ZM24 118V119H25ZM30 118V117H29ZM115 118V117H114ZM114 118H112V119H114ZM237 118V117H236ZM253 118V117H252ZM27 119V118H26ZM35 119V120H36ZM58 119H60V118H58ZM68 119V118H67ZM105 119V118H104ZM104 119H102V121L104 120ZM118 119V118H117ZM8 120V119H7ZM9 120H11V119H9ZM23 120V119H22ZM44 120H46V118L44 119ZM61 120V119H60ZM65 120V119H64ZM116 120V118L113 120V121H115ZM119 120V119H118ZM237 120H239V118L237 119ZM248 120V119H247ZM6 121V120H5ZM21 121V120H20ZM29 122H31L30 120H28ZM47 121V120H46ZM58 121V120H57ZM105 121V120H104ZM109 121V120H108ZM120 121V120H119ZM249 121V120H248ZM253 121V120H252ZM13 122V121H12ZM15 122H17L16 120H15ZM49 122V121H48ZM54 122H56V121H54ZM61 122H62V124L64 123V121H62L61 120ZM67 122V121H66ZM70 122V121H69ZM110 122V121H109ZM121 122V121H120ZM240 122H242L241 120H240ZM253 122H256V121H253ZM258 122V121H257ZM257 122L255 123V124H257ZM7 123V122H6ZM27 123V122H26ZM33 123V122H32ZM44 122L42 121V124H43ZM47 123V122H46ZM50 123V122H49ZM73 123H76V122H73ZM91 123V122H90ZM111 123V122H110ZM243 123V122H242ZM245 123V122H244ZM258 123H260V122H258ZM263 124H264V122H262ZM262 123H260V124H262ZM1 124V123H0ZM8 124V123H7ZM34 124V123H33ZM37 124V123H36ZM48 124V123H47ZM51 124V123H50ZM69 124V123H68ZM68 124H66L67 126L66 127H68ZM122 124H124V122L122 123ZM121 124V125H122ZM130 124V123H129ZM249 124V123H248ZM263 124H262V126H260V127H263ZM10 125V124H9ZM8 125V126H9ZM16 125V124H15ZM18 125V124H17ZM20 125V124H19ZM18 125V126H19ZM76 125H77V123H76ZM75 125V126H76ZM108 125H109V123H108ZM251 125V124H250ZM258 126H259V124H257ZM13 126V125H12ZM34 126H35V124H34ZM37 126V125H36ZM40 127H41V125H39ZM43 126H45L44 124H43ZM43 126H42V128H43ZM49 126H51V127H54V125L52 126V124L51 125H49ZM63 126L65 127V124H63ZM75 126H73V128L75 127ZM87 126H89V125H87ZM86 126V127H87ZM123 126V125H122ZM254 126V125H253ZM1 127V126H0ZM15 127V126H14ZM31 127V126H30ZM32 127H33V125H32ZM56 128H57V126H55ZM54 127V128H55ZM69 127H71V124L69 125ZM96 127V126H95ZM101 127V126H100ZM105 127V126H104ZM112 127V126H111ZM121 127V126H120ZM8 128V127H7ZM11 128V127H10ZM23 128V131L24 130H26V128L24 129V127H21L20 129H22ZM34 128H37V127H34ZM47 129L49 128V127H46ZM59 128H61L60 126H59ZM72 128V127H71ZM77 128V127H76ZM75 128V129H76ZM78 128H80V127H78ZM45 129V128H44ZM51 129V128H50ZM63 129V128H62ZM74 129V130H75ZM81 129V128H80ZM85 129V128H84ZM92 129V128H91ZM96 132H97V128H93ZM92 129V130H93ZM104 129V128H103ZM105 129H108V130H110L109 129V127H105ZM104 129V130H105ZM115 129V128H114ZM132 129V128H131ZM130 128H129V130H131ZM14 131H16L15 129H13ZM31 130V129H30ZM29 130V132H31ZM103 130V131H104ZM112 130V129H111ZM110 130V131H111ZM116 130V129H115ZM114 130V131H115ZM123 130V129H122ZM4 131V130H3ZM33 131V130H32ZM52 131H54V130H52ZM57 131V130H56ZM56 131H54V133L56 132ZM70 131V130H69ZM76 131V130H75ZM89 131V130H88ZM101 131H102V129H101ZM106 131V130H105ZM120 131H121V129H120ZM119 130H118V132H120ZM1 132V131H0ZM20 132H22V131H20ZM39 132H41V131H39ZM58 132V131H57ZM74 132V131H73ZM78 132V131H77ZM76 132V133H77ZM91 132V131H90ZM99 132V131H98ZM108 132V131H107ZM113 132V131H112ZM14 132H12V134H13ZM19 133V132H18ZM28 133V132H27ZM53 133V134H54ZM60 133V132H59ZM70 133H72V132H70ZM83 133V132H82ZM100 133V132H99ZM104 133V132H103ZM116 133H117V131H116ZM120 133H122V132H120ZM131 133H132V131H131ZM134 133V132H133ZM4 134V133H3ZM34 134V133H33ZM64 134V133H63ZM87 134V133H86ZM5 135H7V133L5 134ZM15 135V134H14ZM29 135H32V134H29ZM43 135H45V134H43ZM55 135V134H54ZM97 135L98 134H96V137H97ZM123 135V134H122ZM25 136H26V134H25ZM57 136V135H56ZM63 136V135H62ZM61 136V134H60V137H62ZM68 136H70V135H68ZM76 136H77V134H76ZM1 137V136H0ZM35 137V136H34ZM39 137H40V135H39ZM49 137V136H48ZM58 138H60L59 136H57ZM75 137V136H74ZM82 137V136H81ZM118 137V136H117ZM121 137V136H120ZM123 137V136H122ZM22 138H24V137H22ZM27 138H28V136H27ZM51 138H54V137H51ZM62 138H64V139H66L67 137L65 136V137H62ZM76 138V137H75ZM79 138V137H78ZM103 138V137H102ZM2 139V138H1ZM3 139H5V137L3 138ZM3 139H2V141H3ZM46 139V138H45ZM68 139V138H67ZM72 139V138H71ZM101 139V138H100ZM99 139V140H100ZM104 139H107V137L106 138H104ZM112 139V138H111ZM122 139V138H121ZM124 139V138H123ZM8 140V139H7ZM41 140V139H40ZM43 140V139H42ZM41 140V141H42ZM69 141H70V138L68 139ZM80 140V139H79ZM85 140H87V139H85ZM94 140V139H93ZM114 140V139H113ZM127 140H128V137H127ZM130 140V139H129ZM128 140V141H129ZM12 141V140H11ZM67 141V140H66ZM72 141V140H71ZM70 141V142H71ZM73 141H74V139H73ZM76 141L78 142V140L76 139ZM119 141V140H118ZM14 141H12V143H13ZM63 142H65V141H63ZM68 142V141H67ZM66 142V143H67ZM75 143V145L76 144H78L79 145V142L78 143ZM107 142V141H106ZM130 143H132L131 141H129ZM38 143V142H37ZM43 143V142H42ZM52 143V142H51ZM74 143V142H73ZM72 143V144H73ZM84 143V142H83ZM119 143V142H118ZM36 144V143H35ZM46 144V143H45ZM50 144V143H49ZM65 144V143H64ZM67 144H69V143H67ZM81 144V143H80ZM97 144V143H96ZM103 144V143H102ZM2 145H3V143H2ZM5 145V144H4ZM51 145V144H50ZM70 145V144H69ZM82 145V144H81ZM85 145H86V147H88V149L90 148L86 143H85ZM140 145V144H139ZM0 146H1V144H0ZM15 146V145H14ZM72 146V145H71ZM74 146V145H73ZM80 146V145H79ZM93 146V145H92ZM4 147V146H3ZM53 147V146H52ZM68 147V146H67ZM75 147V146H74ZM102 146H100V148H101ZM5 148V147H4ZM8 146H7V150H8ZM31 148V147H30ZM48 148V147H47ZM50 148H51V146H50ZM65 148V147H64ZM76 148H78V147H76ZM81 148V147H80ZM83 151H84V153L87 151L88 152V150L87 149H85V147L83 146ZM103 148V147H102ZM134 148H137V147H134ZM3 149V148H2ZM2 149H0V150H2ZM14 149V148H13ZM16 149H18V148H16ZM23 149V148H22ZM96 149H98V148H96ZM126 149V148H125ZM55 150V149H54ZM79 150V149H78ZM93 150V149H92ZM104 150V149H103ZM112 150V149H111ZM10 151V150H9ZM24 151L25 150H23V153H24ZM31 151V150H30ZM82 151V150H81ZM137 151V150H136ZM16 152H18V151H16ZM42 152V151H41ZM58 152V151H57ZM72 152H73V150H72ZM86 152V153H87ZM92 152V151H91ZM115 152V151H114ZM138 152H139V150H138ZM2 153H3V151H2ZM44 153V152H43ZM66 153V152H65ZM104 153V152H103ZM144 153V152H143ZM3 154H5V153H3ZM8 154V153H7ZM14 154V152L12 153V155ZM22 154V153H21ZM27 154V153H26ZM34 154V153H33ZM38 154V153H37ZM89 155H90V152L88 153ZM140 154V153H139ZM6 155V154H5ZM20 155V154H19ZM35 156H36V154H34ZM91 155H92V153H91ZM95 155H96V153H95ZM94 155V156H95ZM101 155H103V154H101ZM0 156H1V153H0ZM97 156H100V155H97ZM4 157V156H3ZM2 156H1V158H3ZM9 157H11V155L9 156ZM28 157H29V155H28ZM31 157V156H30ZM42 157V156H41ZM53 157V156H52ZM64 157V156H63ZM91 157V156H90ZM92 157H93V155H92ZM101 157V156H100ZM115 157V156H114ZM7 158V157H6ZM12 158V157H11ZM24 158V157H23ZM44 158V157H43ZM116 158V157H115ZM138 158V157H137ZM8 159V158H7ZM13 159H15V156H14V158H12V160ZM29 159V158H28ZM52 159V158H51ZM109 159V158H108ZM1 161L3 160V159H0ZM9 160H10V158H9ZM8 160V161H9ZM17 160H19V159H17ZM30 160V159H29ZM38 160V159H37ZM47 160V159H46ZM53 160V159H52ZM110 160V159H109ZM119 160V159H118ZM124 160V159H123ZM134 160V159H133ZM143 160H145V159H143ZM0 161V162H1ZM4 161V160H3ZM6 161V163H7V160H5ZM95 161H96V159H95ZM125 161V160H124ZM10 162V161H9ZM19 162L21 163V160H19ZM38 162H40V160L38 161ZM46 162V161H45ZM45 162H42V163H45ZM97 162V161H96ZM109 162V161H108ZM115 162H117V161H115ZM140 162V161H139ZM12 163V162H11ZM15 163V162H14ZM34 163V162H33ZM48 163H49V161H48ZM124 163V162H123ZM123 163H121V164H123ZM3 164V163H2ZM8 164V163H7ZM29 164H30V162H29ZM52 164V163H51ZM54 164V163H53ZM52 164V165H53ZM100 164V163H99ZM112 165H113V163H111ZM125 164H127V162L125 163ZM124 164V165H125ZM16 165V164H15ZM22 165V164H21ZM57 165V164H56ZM59 165V164H58ZM128 165V164H127ZM126 165V166H127ZM135 165V164H134ZM2 166V165H1ZM36 166V165H35ZM60 166V165H59ZM105 166V165H104ZM120 166V165H119ZM119 166H117V168L119 167ZM7 167V166H6ZM9 167V166H8ZM32 167H33V165H32ZM40 167V166H39ZM55 167V166H54ZM88 167V166H87ZM114 167H115V165H114ZM15 168H17L16 166H15ZM25 168V167H24ZM44 168H45V165H44ZM57 168V167H56ZM107 168V167H106ZM105 168V169H106ZM119 168H121V167H119ZM123 168V167H122ZM121 168V169H122ZM37 170H39V168H36ZM45 169H48V170H53L52 169V167L51 168H48V167H46ZM60 169V168H59ZM109 169H111V168H109ZM123 169H125V168H123ZM78 171H79V169H77ZM108 170V169H107ZM106 170V171H107ZM12 171V170H11ZM44 171V170H43ZM61 171H62V169H61ZM81 171V170H80ZM79 171V172H80ZM109 171V170H108ZM128 171V170H127ZM49 172V171H48ZM55 172H57V171H54V173ZM65 172V171H64ZM3 173V172H2ZM8 173V172H7ZM60 172H58L57 173V175L56 176H58V174H59ZM73 173V172H72ZM80 173H82V172H80ZM90 173V172H89ZM9 174V173H8ZM61 174V173H60ZM65 175H66V173H64ZM74 174V173H73ZM72 174V175H73ZM79 174V173H78ZM83 174H84V172H83ZM91 174V173H90ZM93 174H95V173H93ZM31 175V174H30ZM53 177H55L53 174H51ZM87 175V174H86ZM107 176H108V173L106 174ZM113 175V174H112ZM67 176V175H66ZM65 176V177H66ZM14 177H16V176H14ZM60 177H61V175H60ZM63 177V176H62ZM64 177V178H65ZM70 177H71V175H70ZM76 177H79V175L77 176L76 175ZM76 177H73V180H74V178H76ZM8 178V176H6V175H4V174H1L0 175V185H1V187L3 186V184H4V182H7V179ZM19 178H20V175H19ZM9 179L10 180H13V178H11V177H9ZM57 179V178H56ZM63 179V178H62ZM70 179V178H69ZM22 181H24L23 179H21ZM76 180H77V178H76ZM64 181V180H63ZM62 181V182H63ZM69 181H71V180H69ZM78 181V180H77ZM58 182H60L59 180H58ZM68 182V181H67ZM79 182V181H78ZM65 183V182H64ZM71 183H72V181H71ZM28 184H29V188L27 187V190H29V192H28V194L29 195H31L32 196V194H34V195H36L37 193H42V194H44V195H46L48 192H51L52 190H50V188H53V186H51V185H49V184H51L50 182H49V180H45V179H42L41 178V180H36V179H30L29 181H28ZM61 184V183H60ZM78 184V183H77ZM6 185V184H5ZM47 185H49V186H47ZM63 185V184H62ZM64 185H66V184H64ZM71 186L73 185V183L72 184H70ZM69 185V186H70ZM7 186V185H6ZM70 189H71V187H70ZM76 189V188H75ZM78 190V189H77ZM8 191V193H9V190H7ZM24 190H20V191H14V192H17L18 194H19V192H23ZM72 191H73V189H72ZM27 193V192H26ZM75 193H76V191H75ZM75 193H73L74 195H76ZM80 193V192H79ZM17 194V195H18ZM54 194V193H53ZM53 194L51 195V196H49L48 194V197H47V199L46 200H53L54 199V197H53ZM0 195H1V193H0ZM4 195V194H3ZM6 195H7V193H6ZM9 195L12 197V198H15V196L16 195H14V194H10L9 193ZM9 195H8V199H9ZM56 194H54V196H55ZM76 196H78V195H76ZM3 197H6V196H3ZM53 197V198H52ZM79 198H80V195H79ZM7 199V198H6ZM9 200H11V199H9ZM8 200V201H9ZM17 200V199H16ZM13 201V200H12ZM24 201V200H23ZM10 202V201H9ZM20 202V201H19ZM18 202V203H19ZM71 203H72V201H70ZM12 204V203H11ZM15 204H17V202L15 201ZM2 206V207H1ZM5 206V205H4ZM45 206V205H44ZM71 207H72V205H70ZM73 206H75L74 205V203H73ZM19 207V206H18ZM39 207V206H38ZM5 207H3V203H1L0 202V224H2V225H4V226H8L9 224V222L6 220V218L5 217H7L6 216V214H7V210L6 209H4ZM73 208V207H72ZM75 208H76V206H75ZM41 210H42V208L40 209V212H41ZM47 210V209H46ZM51 210V209H50ZM44 211V210H43ZM42 211V212H43ZM53 211V210H52ZM47 212H49V211H47ZM55 212V211H54ZM53 212V213H54ZM57 212H58V210H57ZM43 213H45V212H43ZM59 214V213H58ZM65 214V213H64ZM38 215V214H37ZM55 215V214H54ZM35 216V215H34ZM68 216V215H67ZM52 217V216H51ZM37 218V217H36ZM14 219V218H13ZM65 219V218H64ZM19 220V219H18ZM36 220V219H35ZM18 223V222H17ZM19 224H21V223H19ZM26 224V223H25ZM22 225H24V224H22ZM38 226V225H37ZM10 227V226H9ZM27 227H29V225L27 226ZM41 227V226H40ZM54 227V226H53ZM11 228V227H10ZM30 228V227H29ZM32 228H34V226L32 227ZM42 228V227H41ZM57 228V227H56ZM50 230V229H49ZM24 231V230H23ZM40 231H42V229L40 230ZM58 231V230H57ZM1 232V231H0ZM19 232V231H18ZM42 232H44V231H42ZM39 235V234H38ZM10 237V236H9ZM17 237H19V236H17ZM40 237H42V236H40ZM26 239V238H25ZM30 239V238H29ZM56 239V238H55ZM64 240V239H63ZM42 242L44 241V240H41ZM8 242V241H7ZM6 242V243H7ZM11 243V242H10ZM37 245V244H36ZM0 246H2V245H0ZM45 247V246H44ZM48 247V246H47ZM6 248V247H5ZM49 248V247H48ZM67 248V247H66ZM4 249V248H3ZM62 249V248H61ZM56 250V249H55ZM75 250H76V248H75ZM86 250H88V249H86ZM5 251V250H4ZM77 251V250H76ZM36 252V251H35ZM57 253H59L58 251H56ZM55 252V253H56ZM64 252H65V250H64ZM78 252V251H77ZM33 253V252H32ZM50 253H52V252H50ZM53 253H54V251H53ZM56 253V254H57ZM74 253V252H73ZM87 253V252H86ZM22 254V253H21ZM39 254V253H38ZM92 254V253H91ZM62 255V254H61ZM60 255V256H61ZM65 255V254H64ZM73 255V254H72ZM79 255V254H78ZM42 256V255H41ZM69 256V255H68ZM108 256V255H107ZM14 257V256H13ZM12 257V258H13ZM66 257V256H65ZM8 258V257H7ZM9 258H11V257H9ZM15 258V257H14ZM57 259H60V258H57ZM68 259H71V258H69L68 257ZM2 260V259H1ZM15 260V259H14ZM13 261V260H12ZM19 261V260H18ZM27 261V260H26ZM36 261H38V260H36ZM51 261V260H50ZM70 261H72V260H70ZM77 261V260H76ZM2 262V261H1ZM20 262V261H19ZM69 262V261H68ZM82 263V262H81ZM84 263H85V261H84ZM22 264H24V263H22ZM49 264H51V263H49Z\"/></svg>",
  "mask_w": 264,
  "mask_h": 264
}]
</instances>
